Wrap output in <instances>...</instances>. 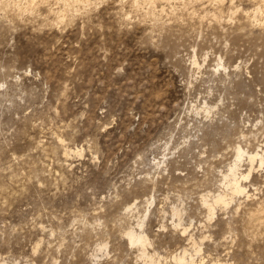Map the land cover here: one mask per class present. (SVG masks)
I'll use <instances>...</instances> for the list:
<instances>
[{
    "label": "rangeland",
    "instance_id": "obj_1",
    "mask_svg": "<svg viewBox=\"0 0 264 264\" xmlns=\"http://www.w3.org/2000/svg\"><path fill=\"white\" fill-rule=\"evenodd\" d=\"M0 264H264V0H0Z\"/></svg>",
    "mask_w": 264,
    "mask_h": 264
},
{
    "label": "bare ground",
    "instance_id": "obj_2",
    "mask_svg": "<svg viewBox=\"0 0 264 264\" xmlns=\"http://www.w3.org/2000/svg\"><path fill=\"white\" fill-rule=\"evenodd\" d=\"M241 151L238 149L237 151V156H236V161H240L241 159ZM258 156L255 154V156H252V155H249L247 156V159H248V162H249V167H250V170L248 171L247 175H240L239 177H241L240 179L241 180H244V179H247L248 176L251 174V169H252V166L254 165V161H256L255 159L257 158ZM261 160V159H260ZM261 162V161H260ZM261 166V165H260ZM237 165H234L233 167H231L229 169V175L225 177V180H227V183H226V186L230 189L231 193L232 194H243L245 191H244V188L240 185L239 181L237 179V175H236V171L238 169H236ZM229 179V180H228ZM223 201L220 197L216 199V203H222L223 204ZM215 203V204H216ZM210 207V206H209ZM211 209V208H210ZM213 210V209H212ZM209 212H211V210H209ZM128 240H129V243L130 244H135V245H138L140 247H142V249L145 247L146 245V241L145 240L146 238H144L141 234H136L134 232H128L126 234ZM145 249V248H144ZM142 256H145V254H143ZM178 261H184V256L181 257V258H178Z\"/></svg>",
    "mask_w": 264,
    "mask_h": 264
}]
</instances>
